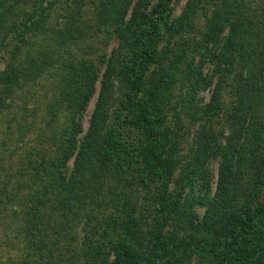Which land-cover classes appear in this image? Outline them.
Masks as SVG:
<instances>
[{
    "label": "rangeland",
    "instance_id": "obj_1",
    "mask_svg": "<svg viewBox=\"0 0 264 264\" xmlns=\"http://www.w3.org/2000/svg\"><path fill=\"white\" fill-rule=\"evenodd\" d=\"M108 1L46 0L36 11L34 2L23 7L27 19L35 11L45 24L44 30L27 35L32 46H26L17 60L27 62L26 50L41 53L50 45L61 62L36 79L27 78L19 88L5 85L0 79V264L21 262L26 256L19 233L23 229V210L8 204L4 191L8 189L12 196L24 187L22 182L46 181L45 168L56 159L51 145L54 136L74 131L78 141L84 138L110 67L114 91L107 126L115 129L111 160L136 179L157 180L150 194L133 190L127 197L131 206L128 212L140 214L147 210L151 219L157 217L170 251L150 255L156 242H149L147 234L144 246L148 252H135L133 235L101 223V216L105 219L119 209L94 207L95 222L87 229V241L95 254L92 264H118V255L123 257L119 264H237L232 257H248V240L259 251V239H264V212L254 216L256 228H249L253 235L247 240L244 221L247 213L257 214L264 207V189L253 199L241 193L219 227L193 228L207 211L206 200L216 194L221 165L217 150L230 144L239 104L240 84L233 75L218 89L220 76L215 73L213 58L215 52L219 54L229 28L220 34L219 44H209V51L204 44L208 24L221 12L222 2L198 0L193 12L191 0H151L132 25L140 0H117L119 6L122 4L120 8L117 2L108 8ZM245 1L252 7L261 2ZM159 4L163 5L161 10ZM13 47L7 46L0 53V74L12 62ZM64 62L86 70L92 86L82 97H65L61 86ZM236 69H240L238 65ZM260 129L258 146L264 152V122ZM76 156L77 151L67 163L69 174ZM159 161L160 166L169 161L174 167L164 206L153 202L164 182L155 179ZM164 216L170 220L166 225L168 220H161ZM83 225L80 221L79 238L73 245L77 250L86 232ZM236 243L241 254L234 252Z\"/></svg>",
    "mask_w": 264,
    "mask_h": 264
},
{
    "label": "trees",
    "instance_id": "obj_2",
    "mask_svg": "<svg viewBox=\"0 0 264 264\" xmlns=\"http://www.w3.org/2000/svg\"><path fill=\"white\" fill-rule=\"evenodd\" d=\"M45 1L0 0V53L7 46L14 44L11 50L12 62L8 63L5 71L0 74V79L5 85L19 88L27 78L36 79L44 70L52 69L61 62L60 57L57 59L54 57L50 45L41 53L32 54L30 50H26L27 62L17 60L26 46L27 48L28 45L30 48L32 46L28 43L27 35L44 30L45 23L36 17L35 11L41 9ZM197 1L191 0L193 12L197 8L195 6ZM31 2L35 4V11L27 19L23 7ZM115 2L117 0H110L106 6L110 8ZM221 2L222 10L209 22L204 44L209 51V44L212 42L215 45L219 44L220 34L229 28L219 54L215 52L213 58L216 64L215 73L220 76L218 89L228 76L233 75L237 84H240V89H237L239 104L233 119L230 144L217 150L221 155V165L216 194L210 201L206 200L207 211L201 222L193 226L195 230L219 227L221 221L228 217L230 207L241 193L253 199L264 189V152L260 151L258 146L262 134L260 128L264 122V0L256 3L255 7L245 0ZM150 3L151 0L139 1L131 21L132 25L139 21L143 10L149 7ZM116 4L119 6V2ZM162 6L159 4L158 9ZM112 10H115V7ZM237 65L240 68L238 71ZM61 68L63 73L61 86L65 97L71 96L72 99L82 97L88 86H92L83 67L75 63L66 66L64 62ZM112 71L113 67H110L104 75L96 110L84 138L78 141L73 135L74 131H64L60 136L52 138L51 145L56 151V159L45 168L46 181L28 184L22 182L24 187L16 189L12 196L8 195V189L4 191L9 197L8 204L21 208L24 216L23 229L19 233L26 256L24 261H11L9 264H78V262L92 264L95 254L90 248L92 243L87 241V229L95 222L94 207L109 209L110 206H114V209H119L110 212V216L105 219L101 216V223L106 222L108 227L133 235L131 245L133 244L135 252L140 250L148 252L144 246L146 242L144 235L147 234L149 242H156L155 248L149 252L150 255L157 251L162 254L170 251V244L164 237L157 217L151 219L147 210L141 211L140 214L128 212L131 206L127 197L134 193L133 190L150 194L152 184L157 180L147 182L146 178L136 179L126 170L116 167L111 160L110 147L115 137V129L107 126V119L109 106L113 101ZM93 91L94 89H91V92ZM216 103L210 106V110ZM76 151L75 166L69 174L67 163ZM165 164L168 165H159L156 171L155 179H163L164 182L159 189L161 193L159 196L155 195L153 199V202L162 206L166 203L168 179L174 170L169 161H165ZM25 190L29 191L27 195L24 194ZM259 210L257 214L247 213L244 219L247 225L246 240L253 235L249 228H256L253 225L254 216L263 213L264 207ZM163 219L168 220L165 225L170 221L168 216L161 218ZM80 221H83L82 230L86 232L82 246L77 250L73 245L79 238ZM259 241L258 251L248 240L250 249L246 253L248 257L236 260L235 255L232 257L233 263L264 264V239L260 238ZM236 245L235 254H241L239 245L237 243ZM152 257H149V262L152 261ZM122 260L123 257L118 255V264Z\"/></svg>",
    "mask_w": 264,
    "mask_h": 264
}]
</instances>
